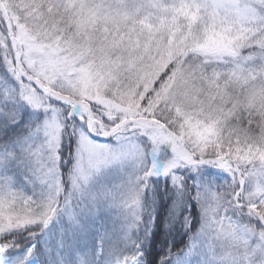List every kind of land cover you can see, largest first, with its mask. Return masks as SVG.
Instances as JSON below:
<instances>
[{
    "label": "snow or ice",
    "instance_id": "1",
    "mask_svg": "<svg viewBox=\"0 0 264 264\" xmlns=\"http://www.w3.org/2000/svg\"><path fill=\"white\" fill-rule=\"evenodd\" d=\"M0 264H264V0H0Z\"/></svg>",
    "mask_w": 264,
    "mask_h": 264
}]
</instances>
